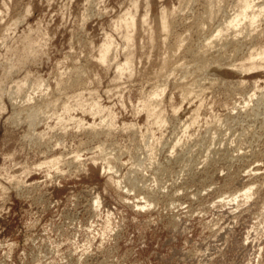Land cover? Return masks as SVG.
Segmentation results:
<instances>
[{"label": "rangeland", "instance_id": "obj_1", "mask_svg": "<svg viewBox=\"0 0 264 264\" xmlns=\"http://www.w3.org/2000/svg\"><path fill=\"white\" fill-rule=\"evenodd\" d=\"M242 2L0 0V264H264V13L214 36Z\"/></svg>", "mask_w": 264, "mask_h": 264}, {"label": "bare ground", "instance_id": "obj_2", "mask_svg": "<svg viewBox=\"0 0 264 264\" xmlns=\"http://www.w3.org/2000/svg\"><path fill=\"white\" fill-rule=\"evenodd\" d=\"M134 3H135V8L134 9H138V4L136 1L133 2V6H134ZM243 5L241 6V10L238 11V13L236 15H234L232 18H228V22H227V25L225 27H221L219 30H217V34H215V38H221L222 40V37H224V42H228V43H237V39L235 37H232L229 39V37L226 35L227 31H229V29H236V33H242L243 30L245 29V24L247 22V20L249 21V24L250 25H254L255 23L258 22V19L259 17L264 13V5L260 4V3H255V0H243ZM147 6L148 8L146 9V14H144V16L141 18V21H142V24H147L148 23V18H149V12H150V3H147ZM125 11H123V14L118 16V19L116 20L117 23L119 24V26L123 25L125 28H126V32L125 33L126 35L125 36V41L126 43H129L131 40H132V37L133 35L131 34L133 32V30L135 29V26H136V21H137V18H136V12L134 13L131 8L130 9H124ZM219 10V9H218ZM137 11V10H136ZM161 15H160V28L162 30V32H166L168 33L169 31V10L167 8H163L161 10ZM215 11V10H214ZM213 12V11H212ZM143 14V13H142ZM172 14V13H171ZM170 14V15H171ZM211 14V13H210ZM115 21V22H116ZM243 21H245L243 23ZM171 23V22H170ZM116 25V23H114ZM121 24V25H120ZM221 26V25H220ZM235 31V30H234ZM246 32V31H245ZM250 34V33H249ZM251 35V34H250ZM213 36V38H214ZM235 36V35H234ZM111 36H106V39L104 40V43L99 46L100 48H98V55L97 56V60H98V57H99V61L100 62H106V61H109V52L110 50H112V45H113V42L110 38ZM211 38V37H210ZM167 39V38H166ZM246 39V38H245ZM217 40V39H216ZM220 40V41H221ZM227 40V41H226ZM128 41V42H127ZM207 41V40H206ZM178 42V41H177ZM223 42V41H222ZM217 43V42H216ZM220 43V42H219ZM239 43V42H238ZM180 44V43H179ZM214 44V43H213ZM204 45V44H203ZM212 45V41L211 43H206V46H201L202 48H206L208 49L209 47H211ZM213 46V45H212ZM223 46V45H222ZM225 46V45H224ZM179 47V46H178ZM250 47V46H249ZM201 48V49H202ZM204 49V50H206ZM226 49V48H225ZM250 49V48H249ZM203 50V49H202ZM200 51V49H199ZM208 50H206L205 52H207ZM172 52V51H171ZM204 52V51H202ZM201 52V53H202ZM200 53V55H201ZM129 54V53H128ZM198 54V53H197ZM203 54V53H202ZM207 54V53H206ZM205 55V54H203ZM198 56V55H196ZM249 56V61H250V64L248 66V69H258L259 67H263L264 66V49L262 50H259V47L258 48H253V50L250 51V54L248 55ZM128 57L130 58V56L128 55ZM127 57V58H128ZM127 59L126 62H118L117 64V68H118V72L119 74H121V76L123 75V72L124 70L126 69H130L128 68L129 65H130V59ZM247 59V58H246ZM210 60V59H209ZM199 63V62H198ZM203 63L205 62H202V65L203 66ZM208 65V64H207ZM246 65V64H245ZM244 65V66H245ZM243 66V67H244ZM200 67V66H199ZM235 68V67H234ZM245 68V67H244ZM198 69V68H197ZM202 71V70H201ZM153 81V80H152ZM193 84V82H192ZM20 85V84H19ZM207 86V85H206ZM158 87V86H157ZM20 88V86H19ZM21 89V88H20ZM154 90V89H153ZM192 91V89L190 88H186V91H185V94H188ZM153 93V92H152ZM161 93V92H160ZM159 91L157 92L156 90L154 91V94L157 96H159ZM151 105V104H150ZM148 106V104H147ZM149 107V106H148ZM152 107V106H151ZM149 109V108H148ZM155 110V108H153ZM153 109L150 108L151 111H153ZM197 110V109H196ZM157 111V109H156ZM196 113V112H195ZM251 114V113H250ZM95 124V123H94ZM94 128V127H93ZM94 130V129H93ZM176 145V144H175ZM174 145V147H175ZM108 166V165H107ZM110 166V165H109ZM109 166H108V169H109ZM246 174V173H245ZM120 184V183H119ZM118 185V184H117ZM248 188V187H247ZM251 189V187H249ZM246 189V188H245ZM250 189H246L247 191L250 190ZM249 192V191H248ZM245 195V194H244ZM247 197V196H246ZM98 201V200H97ZM100 201V200H99ZM146 205V204H145Z\"/></svg>", "mask_w": 264, "mask_h": 264}]
</instances>
